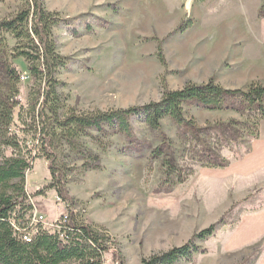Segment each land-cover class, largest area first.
I'll return each mask as SVG.
<instances>
[{
  "label": "rangeland",
  "instance_id": "rangeland-1",
  "mask_svg": "<svg viewBox=\"0 0 264 264\" xmlns=\"http://www.w3.org/2000/svg\"><path fill=\"white\" fill-rule=\"evenodd\" d=\"M43 2L61 20L52 33L63 61L56 79L65 110L127 109L157 102L163 89L179 90L209 79L230 90L264 86V45L258 55L250 42L252 30L264 23L260 0ZM21 6L19 0H0V21L14 16ZM14 43L8 37L7 48L0 47V65ZM12 63L24 78L20 90L24 104L30 87L25 64L21 59ZM183 112L199 129L231 121L249 124L230 111ZM160 125L159 131L151 132L135 123L130 138L108 132L100 138V147L85 140L99 156L100 169L84 171L77 166L66 175L78 219L108 236V247L117 250L120 264H141L142 259L181 247L215 223L212 237L191 242L203 253L177 264H256L264 253V237L242 249L230 239L243 217L264 210V176L255 183L241 182L235 168L264 138V122L258 136L239 139V146L220 152L226 160L221 169L190 163L189 140L183 142L181 131L169 119ZM242 125L235 126L237 139L245 130ZM163 141L171 145L188 179L169 192L155 193L162 172L160 163L150 162L149 156ZM49 181L45 162L36 161L26 174L25 190L33 195ZM31 204L35 224L41 219L42 227L51 232L68 213L52 190L32 198ZM103 258L105 264H115L110 254Z\"/></svg>",
  "mask_w": 264,
  "mask_h": 264
},
{
  "label": "trees",
  "instance_id": "trees-1",
  "mask_svg": "<svg viewBox=\"0 0 264 264\" xmlns=\"http://www.w3.org/2000/svg\"><path fill=\"white\" fill-rule=\"evenodd\" d=\"M19 1L22 8L9 19L0 21V47L7 48L8 37L15 42L10 55L0 65V264H105L106 253L115 264H120L117 250L108 247V236L78 219L73 211V199L67 192L66 175L77 166L84 171L100 169L99 156L92 154L85 140L100 147V138L108 132L130 138L135 123L156 132L161 121L167 118L181 131L183 142L189 140L192 144L188 152L190 163L221 169L226 161L220 157L222 150L239 146V139L258 136V127L264 122V86L230 90L209 79L200 85L188 83L179 90L163 89L157 102L127 109L80 112L73 107L65 110V100L57 90L61 83L56 79L63 61L56 53L52 33L61 20L45 9L43 0ZM260 1L259 13L264 19V0ZM18 59L25 64L30 84L24 104L20 99L21 72L12 63ZM159 61L163 63L161 57ZM185 108L230 111L247 118L249 124L231 121L199 129L184 117ZM237 124L245 127L238 139ZM164 141L149 156L150 162L160 163L162 172L155 193L169 192L188 179L171 145ZM40 160L46 164L50 181L44 189L28 195L26 174ZM48 190L68 208L53 232L44 229L41 222H32L31 200ZM217 225L193 235L181 247L142 259L141 264H177L191 260L193 255L203 253L192 240L212 237ZM24 233L31 234L29 242L22 240Z\"/></svg>",
  "mask_w": 264,
  "mask_h": 264
},
{
  "label": "crops",
  "instance_id": "crops-1",
  "mask_svg": "<svg viewBox=\"0 0 264 264\" xmlns=\"http://www.w3.org/2000/svg\"><path fill=\"white\" fill-rule=\"evenodd\" d=\"M256 33V37H254ZM258 34L260 35L258 37ZM251 45L256 48L259 55L262 45H264V23L252 30ZM261 41H258V38ZM263 62V61H262ZM239 181L255 183L264 176V138L255 142L251 147L250 154L236 165ZM263 183V182H262ZM264 237V210L262 212L247 215L239 222V225L232 236V244L236 248H244L255 241ZM256 264H264V253L261 255Z\"/></svg>",
  "mask_w": 264,
  "mask_h": 264
},
{
  "label": "built area",
  "instance_id": "built-area-1",
  "mask_svg": "<svg viewBox=\"0 0 264 264\" xmlns=\"http://www.w3.org/2000/svg\"><path fill=\"white\" fill-rule=\"evenodd\" d=\"M20 81L23 82V81H24V78L21 77V78H20ZM40 220H41V219L37 220L36 223L41 222ZM32 222H34L33 219H32ZM34 223H35V222H34ZM21 235H22L21 237H22V240H23V241H25V242H29V241H30L31 234H29V233H24V234H21Z\"/></svg>",
  "mask_w": 264,
  "mask_h": 264
}]
</instances>
